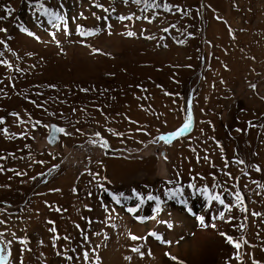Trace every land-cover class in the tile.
<instances>
[{"label": "rangeland", "instance_id": "obj_1", "mask_svg": "<svg viewBox=\"0 0 264 264\" xmlns=\"http://www.w3.org/2000/svg\"><path fill=\"white\" fill-rule=\"evenodd\" d=\"M43 2L67 19L71 34L56 32L59 47L49 35L55 29L44 17L35 18L28 0H0V15H5L4 6L14 10L11 17L0 20V28L7 29L0 39L12 49L4 51L0 45L4 51L0 60L12 65L9 69L0 64V118L4 120L0 129L9 133L0 132V156L5 157L0 159L4 168L0 172V220L6 221L0 232L8 240L13 239L12 232L27 238L31 251L23 253L24 264H84L83 251L94 248L101 258L99 264H112L107 255L117 257L115 264H252L253 258L264 264V216L250 215L252 211L264 214V0H155L175 5L171 12L162 7L142 11L143 4L125 5L123 0H62V8L61 0ZM121 15L133 18L119 21ZM77 24L102 30L82 38L76 34ZM20 26L40 40L21 33ZM128 31L136 35L128 37ZM251 84L257 86L255 91ZM189 103V132L170 145L149 143L179 128ZM36 121L63 127L72 135L59 136L55 146L49 145L48 129H33ZM101 138L108 143L107 154L98 146ZM149 153L156 154L158 166L147 165L149 175L142 174L137 184L111 178L108 158H141L143 165V156ZM235 159L245 163H232ZM54 165L59 167L53 170ZM248 165H258L262 171ZM89 172L98 175L94 178ZM225 172L238 179H230ZM98 182L117 195L131 196L135 189L142 197L159 196L162 211L157 220L173 227L151 219L140 222L138 217L154 214V201L146 200L135 214H129L126 208L138 201L115 205L97 187ZM178 187L182 190L178 198L164 195ZM205 187L209 196L220 194L231 204L236 203L234 193L240 191L249 212L239 208L227 212L216 202L209 205L198 191ZM220 211H225V219H213ZM197 217H203L207 226ZM49 220L54 221L59 236L70 238L58 240L55 248ZM240 225L246 227L241 230ZM150 231L171 243L152 237L146 243L128 238L129 233L143 237ZM221 233L249 242L240 249L241 261L235 259L237 250ZM122 236L133 247L143 245L145 257L132 251L115 255L109 242ZM153 245L161 252L149 256L148 246ZM21 247L13 244L16 259L12 264H19ZM58 251L73 260L57 256Z\"/></svg>", "mask_w": 264, "mask_h": 264}, {"label": "snow or ice", "instance_id": "obj_2", "mask_svg": "<svg viewBox=\"0 0 264 264\" xmlns=\"http://www.w3.org/2000/svg\"><path fill=\"white\" fill-rule=\"evenodd\" d=\"M123 3L125 5L131 3V4H135V5H141L143 4V8L142 11H147L148 9H160L161 7L163 8L164 12H171L173 10V8H175V5H170L169 3L165 2L162 5L160 3H156L155 0H123ZM28 6L30 8L33 9V14L35 16V18L37 20L40 19V17H44L45 21L47 22L48 25H50L53 29H55V32H50L49 35L52 38V41L56 43L57 47L60 46V42L57 39L56 36V32H62L63 35L67 36L70 35L71 33L68 30V23H67V19L65 17V15L60 12L57 11L56 9H53L51 7H48L45 5V3L43 2V0H28ZM63 7V3L61 0V8ZM95 7H98L100 9H102L105 12H108L109 10L104 8L103 5L101 4H95ZM13 9H11L8 6H4V12L5 15H0V20H5L8 17L12 16L13 13ZM112 11H115V9L113 8ZM177 11H179V9L177 8ZM184 14H187L186 12ZM95 15V14H93ZM82 16V14H81ZM83 18V16H82ZM133 17L132 16H118L117 19L119 21H124V20H131ZM217 19H220V17H216ZM97 20L102 19L99 16H96ZM103 19L107 20L108 17H104ZM136 19H141V17L137 16ZM143 19H148V22L151 23V19H149L148 17H143ZM59 22V23H58ZM41 24H38V26H42ZM172 27H175V25H173ZM108 28H111V25H108ZM102 29L100 28H96V29H85L83 28V26L77 24L76 25V34L79 35L82 38H87V37H91L94 35H97ZM19 31L21 33L26 34L29 37H32L34 39H36L37 41L40 40V37L37 36L34 32L30 31L29 29L20 26L19 27ZM163 31L167 32L168 28H164ZM7 29L6 28H0V33H6ZM109 34H111V32H109ZM128 37H133L136 35V33L132 32V31H128L127 33ZM229 35H232V31L231 29H229ZM8 39H11V37H8ZM145 39H155V37H145ZM81 43H83V39L80 41ZM178 43H183V41H178ZM0 45H3L4 51H12V49L8 46L7 42L4 39H0ZM4 51H0V57H2L4 55ZM100 50L99 49H93L94 53H98ZM14 54V53H13ZM31 55V54H29ZM0 64H3L4 66H6L7 68L11 69L12 65L9 64V62L7 60H0ZM17 71H19V69H17ZM223 83V81H221ZM49 87H55L54 85H50ZM159 87V86H158ZM250 87L252 88L253 91L256 90V85L255 84H251ZM81 91L83 92H87L88 89H81ZM166 95H171L170 93H165ZM264 99V98H262ZM35 103V102H33ZM37 107H41V105H37ZM75 111V110H74ZM183 111H185L187 113L185 120L183 122V124L177 128L176 130L166 133V134H161L157 137H155L153 140L149 141V143H158V142H163L165 145H170L172 143V141L174 140H179L181 137H183L186 133L189 132L190 128L192 127V109L189 103V106L185 109H183ZM11 115H14L17 117V119L19 120V114L17 113H12ZM24 121H21V123H23ZM4 120L3 118H0V124H3ZM135 123V122H133ZM36 126H41L44 127L46 129H48V136H47V140L49 144L52 143H56L58 142V135L59 136H70L72 135L71 133L67 132L65 128L63 127H59L56 125H44L42 124L40 121H36L35 124L33 125V129L36 128ZM249 126L250 127H255V125L252 122H249ZM140 129H137V131H139ZM78 131V130H77ZM111 131V130H110ZM237 131H241V129H237ZM0 132H2L5 136H8V130L7 129H0ZM15 135V134H13ZM26 135V133L24 134ZM113 135H122L120 133H116L113 132ZM96 136L99 138L100 137V133H96ZM32 139H35V137H31ZM91 143H97L95 141H90ZM98 146L102 147L105 149V154H107V149H108V143L106 140H103L102 138L99 139L98 141ZM217 147H221L219 145V143L217 142ZM193 151H195V149H193ZM221 151H223V149L221 148ZM0 159H5V157L0 156ZM165 160H167V156L164 157ZM205 160H208V156H204ZM223 159V157H222ZM232 163H235L237 165H241L244 164L245 161L242 159H235L234 161H232ZM229 166V162L225 161V168H227ZM59 165H54L53 166V170H55L56 168H58ZM248 167L253 168L256 172H261L262 169L258 166V165H248ZM4 168L2 165H0V172H3ZM8 171H14L12 169H8ZM243 171V170H242ZM15 174L17 176L20 175H25V173H20V172H15ZM90 175H93V177L95 178L98 174L96 173H91L89 172ZM245 176L248 175L247 172L243 173ZM43 175V174H41ZM224 175L228 176L230 179H238L235 177L231 176L230 172H225ZM31 179L35 180L36 177H32ZM170 183V181L168 182ZM253 183H257L256 181H253ZM97 187H100L104 192H106L110 197L111 200L113 201V203L115 205H120L123 206V202H126L130 199H135L138 201V203L134 206V207H127L126 211L129 214H135L145 203V201H154L155 202V207L153 208V215L151 217L148 218H144V217H138V219L140 220V222H144L145 219H151V220H157V217L159 215V213L162 211L161 209V199L159 196H154L151 194H148L146 197H142L141 194H139L135 189L132 190V194L131 196H126L123 193L120 194H114L112 192H110L107 188H105L103 186V184H100L99 182L97 183ZM189 187H195V185H189ZM213 187H218V185H213ZM51 191H59V189H53ZM76 189H73V192H75ZM198 191H201L202 194L205 195L209 205H211L213 202L218 203L219 205H221L225 211L227 212H231L234 208H239V210L241 212H249V209L245 206L244 204V197L241 195L240 191H236L234 193V199L236 201L235 204H231V203H225V200L222 198V196L220 194H216V195H208V189L207 187L200 189ZM182 194V190L178 187L176 188L175 191L172 190H168L164 193L165 196L168 197V199H173V198H178V195ZM89 195H91V193H89ZM105 207V211L108 212V208L107 206ZM55 211H60V209H54ZM112 212L115 211V209L113 208L111 210ZM225 211H220L218 216L213 217V219H221L224 220L225 219ZM250 215L253 217H260V216H264V214L259 213V212H250ZM111 215H109V219H111ZM197 219L200 221L201 225L203 226H207L204 225V218L203 217H197ZM91 222V221H89ZM158 223H165L167 224V227L169 229H171L173 227V225L171 223H167L166 221H160L157 220ZM49 225H53L52 227H50L48 229V231L50 233H52V247L55 248L56 247V242L58 240L64 239V240H69L70 238L65 236V237H61L57 234V229L54 225V221H47L46 222ZM6 221L5 220H0V225H5ZM111 227L115 228L116 225H110ZM212 227H215V225H211ZM75 227L77 229L80 228L79 225H75ZM246 227V225H240V229L243 230ZM97 235H100L99 233H97ZM222 236L225 237L227 243L231 244L237 251H236V255H235V259L237 261H241V253H240V249L242 246L244 245H248V241L247 240H241V241H236L234 240L231 236H227L225 233H221ZM11 236L13 237V239L8 240L5 238V232H0V264H12V261H14L16 259V257L13 256V244L14 243H18L19 245H22V247L19 249V264H24L23 262V253L24 252H29L31 251V249L28 247L29 241L27 240V238H20L17 237L16 234L14 232L11 233ZM149 237L154 238L156 241L164 244V243H171L170 241H165L163 239V237L154 232V231H150L148 232V234L146 236L143 237H138L134 234L129 233L128 234V238L132 241H144L145 243L147 242V239ZM105 239H108L107 235H105L104 237ZM83 240L87 243L89 240V236L88 235H83ZM43 242L41 241V244ZM96 247H100L99 245H97ZM254 247V246H253ZM143 248V245H139L137 247H133L130 249V251H132L133 253H136L140 256L141 259H143L145 257V252H143L141 249ZM262 251H264V248L261 249ZM71 251H75L74 249H71ZM57 256H64V259L68 260V261H72L73 257L72 256H67L64 255V253L62 252H57L56 253ZM147 255H151V251L149 250ZM248 255H251L250 253ZM100 257L99 255H97L95 253V248L89 252V251H83L82 253V260L84 261V264H99L100 261ZM125 259L130 260L131 257H125ZM173 259H175L173 257ZM252 264H261L260 261L255 260L254 258L252 259Z\"/></svg>", "mask_w": 264, "mask_h": 264}, {"label": "crops", "instance_id": "obj_3", "mask_svg": "<svg viewBox=\"0 0 264 264\" xmlns=\"http://www.w3.org/2000/svg\"><path fill=\"white\" fill-rule=\"evenodd\" d=\"M80 147L81 146H79V149H78V147L76 146L75 150H80ZM155 155L156 154L149 153V154H146V156H143L144 159H146L145 162L143 161L144 162L143 165L141 164L142 162L139 160L141 158H133L130 160H128L127 158H121L119 156L108 158L107 163L109 164V167H110L111 178L118 183L121 182V183H125V184H130V182H132L134 185L137 184L136 182H138L139 177H141L142 174H144L145 176L149 175L147 165H149V166L150 165H157L158 166V159ZM81 156H82V154H81ZM75 158H78L77 154L75 155ZM87 161L88 160H85L84 164H86ZM128 165L129 166L131 165L130 166L131 169L128 167ZM138 165H139V167H138ZM82 166H83V163H82ZM120 166H122L121 169H120ZM112 167L114 170L112 169ZM117 168L120 170H118ZM134 168H136L137 170L134 171L135 170ZM115 169H116V171H120V172L115 173ZM125 170H127V171L129 170L132 173L128 172V174H127ZM125 177H127V178L125 179Z\"/></svg>", "mask_w": 264, "mask_h": 264}, {"label": "bare ground", "instance_id": "obj_4", "mask_svg": "<svg viewBox=\"0 0 264 264\" xmlns=\"http://www.w3.org/2000/svg\"><path fill=\"white\" fill-rule=\"evenodd\" d=\"M101 35V34H100ZM102 37H103V35H102ZM101 38V37H100ZM137 165V164H136ZM131 166V165H130ZM130 166L128 165V167L130 168ZM115 167V166H114ZM121 167L122 166H120V169H121ZM127 167V168H128ZM135 167V166H134ZM138 167H139V165H138ZM126 168V167H125ZM137 168V167H136ZM136 168H134L135 170L134 171H136L137 169ZM112 169H113V167H112ZM118 169V168H117ZM120 169H118V170H120ZM123 169V168H122ZM131 169V168H130ZM114 170V169H113ZM126 171V173L128 174V172H131V171H127V170H125ZM117 172H120V171H116V169H115V173H117ZM132 173V172H131ZM125 174V173H124ZM124 178V177H123ZM127 177H125V179H126ZM130 178V177H129ZM174 216V215H173ZM174 218V220L176 221V220H178L175 216L173 217ZM177 222V221H176ZM128 244V245H127ZM127 245V246H126ZM133 243H132V241H131V243L130 242H128V240H126V239H124V236H122V237H119L118 239H116V240H113V243L112 242H109V245L108 246H111L112 248V250H114L115 249V255L117 254L118 256L120 255V254H122L123 252L126 254L127 252H129L130 251V248H132L133 247ZM151 251V254L153 253L154 255H157L158 253H160L161 251H160V249L158 248V247H156V245H153L152 247H150V246H148V250H147V253H148V251ZM109 253V252H108ZM120 253V254H119ZM104 254H106L105 252H104ZM105 257H106V255H105ZM109 257H110V262L112 263V264H115V262H116V259L115 258H117L116 256H115V258L114 257H112V255H107V257H106V259H109ZM105 259V260H106ZM118 262V261H117ZM136 263H139V262H136Z\"/></svg>", "mask_w": 264, "mask_h": 264}, {"label": "water", "instance_id": "obj_5", "mask_svg": "<svg viewBox=\"0 0 264 264\" xmlns=\"http://www.w3.org/2000/svg\"><path fill=\"white\" fill-rule=\"evenodd\" d=\"M47 136H48V135H47ZM47 136H46V141H47V143H48ZM58 142H59V135H58ZM58 142H56V143H52V144H49V143H48V144H49V145H54V146H55ZM163 153H164V152L162 151L161 154L163 155Z\"/></svg>", "mask_w": 264, "mask_h": 264}]
</instances>
